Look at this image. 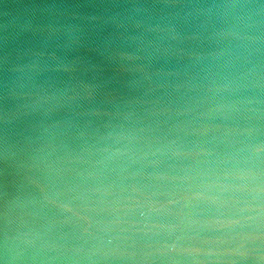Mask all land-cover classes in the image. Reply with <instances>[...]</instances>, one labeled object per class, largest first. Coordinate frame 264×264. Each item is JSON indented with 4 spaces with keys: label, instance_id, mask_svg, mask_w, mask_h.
Returning a JSON list of instances; mask_svg holds the SVG:
<instances>
[{
    "label": "water",
    "instance_id": "95a60500",
    "mask_svg": "<svg viewBox=\"0 0 264 264\" xmlns=\"http://www.w3.org/2000/svg\"><path fill=\"white\" fill-rule=\"evenodd\" d=\"M0 264H264V0H0Z\"/></svg>",
    "mask_w": 264,
    "mask_h": 264
}]
</instances>
